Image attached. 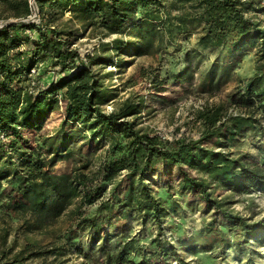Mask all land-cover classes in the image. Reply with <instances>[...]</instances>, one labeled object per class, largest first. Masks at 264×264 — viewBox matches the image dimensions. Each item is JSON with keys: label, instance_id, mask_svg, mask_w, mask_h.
<instances>
[{"label": "trees", "instance_id": "obj_1", "mask_svg": "<svg viewBox=\"0 0 264 264\" xmlns=\"http://www.w3.org/2000/svg\"><path fill=\"white\" fill-rule=\"evenodd\" d=\"M36 1L41 8L44 5L57 6L62 12H72L80 21L98 26L107 34L133 35L132 41H113L112 51L115 53L146 55L158 35L155 24L160 23L154 13L159 11L162 0ZM172 1L183 7L189 5L197 12L196 21L207 26L203 28L205 36L200 38L203 47L222 42L228 54H234L247 46H259V57L256 74L244 85L242 92L231 96L228 103L246 109L247 115L228 113L227 105L224 107L223 103L205 106L196 115L201 125L200 137L169 143L136 130L134 123L127 120L141 112L140 100L126 99L110 113L101 110L100 107L114 99L115 94H108L102 88L91 67L108 63L119 65L118 60L93 58L85 63L76 51L69 48V43L60 40L58 33L46 28L42 20L39 23L24 21L31 15L28 0H0V19L7 22L0 27V137L4 140L0 141L2 216L15 214L26 230L34 231L54 223L80 193L85 203L96 200L98 196H94V192H98V188H92L93 178L83 173L74 178L70 174L52 172L56 162L67 156L69 148L79 139L96 146L105 141L109 143V153L115 162L103 165L100 181H112L122 170L126 171L128 178L122 199L115 197L114 193L113 200L101 202L93 215L79 218L80 225L89 231L91 243L102 233L103 219L111 211L112 201L120 202L118 215L137 214L158 225L161 223L166 208L142 182L159 162L178 169L180 194L198 195L207 207L214 206L213 209H218L219 203L211 198L207 183L188 175L182 166L208 174L216 182L214 184L236 192L264 189V165H243L225 154L201 146V142L214 137L225 139V133L234 130L257 131L264 138V124L261 122L264 120V29L244 16L249 4L239 0ZM49 65L58 67L62 76L42 80ZM189 71V65L178 71L181 82L192 78ZM60 102L64 107V118L59 128L52 135H38L33 146L21 131L38 133L47 115L56 110ZM216 144L221 145V142L217 140ZM261 145L264 152V144ZM2 182L10 190L8 194L1 191ZM78 187L82 189L80 193ZM218 212L226 222L227 231L217 228L213 221L208 223L205 234L213 241H224L228 232L233 231L242 232L246 240L261 230L257 228L258 223L248 224L240 216ZM76 215L82 216L78 210L73 213ZM110 236L103 237L104 241ZM152 243L149 253L153 258L166 260L169 246L159 239ZM131 245L126 242L116 254L105 253L106 264H146L143 256L138 261L128 258L134 249ZM21 253L14 255L10 264H25V258L19 257ZM37 255L39 253H29L30 257Z\"/></svg>", "mask_w": 264, "mask_h": 264}, {"label": "rangeland", "instance_id": "obj_2", "mask_svg": "<svg viewBox=\"0 0 264 264\" xmlns=\"http://www.w3.org/2000/svg\"><path fill=\"white\" fill-rule=\"evenodd\" d=\"M239 1L249 4L244 16L264 29V0ZM35 7L37 11L32 13L29 22L42 20V24L55 30L57 37L67 41L69 48L85 63L93 58L106 60L108 57L114 62L119 61V65L108 63L91 67L102 88L108 94H115L114 99L100 108L110 113L126 99L140 100L141 112L127 118L136 130L169 143L181 139L197 140L201 125L196 115L205 106L223 103L224 107L227 105L228 113L248 114L246 109L228 103L231 96L242 92L244 85L256 74L259 46H247L234 54H228L222 42L203 47L200 38L205 36L203 28L207 26L196 21L197 12L189 5L183 7L172 0H162L159 11L154 13L160 23L155 24L158 35L153 39L149 53L142 56L112 51L113 41H132L133 35L107 34L98 26L80 21L72 12L60 11L57 6L41 8L36 1ZM5 24L7 22L0 19V26ZM188 65L192 78L181 82L178 71ZM60 76L61 70L49 65L42 80H55ZM63 118L64 107L59 103V107L47 115L38 133L25 130L21 131L22 135L34 146L38 135L54 134ZM261 122L264 124V120ZM217 140L221 145L216 144ZM0 141L4 140L0 137ZM261 144H264V138L257 131L239 130L226 132L225 139L214 137L201 142L202 147L247 166L264 165ZM108 147L106 141L96 146L79 139L69 148L70 153L52 168L54 174H70L75 178L78 173H83L93 178L92 188H98V192H94L98 198L92 203L83 202L82 189L78 187L80 194L67 211L54 223L34 231L26 230L17 215L0 214V264H10L14 255L21 252L19 257L25 258V264H106L105 253L116 254L126 242L134 248L128 258L138 261L143 256L146 264H264V189L236 192L214 184L216 182L208 174L182 166L188 175L207 183L211 198L219 203V208L213 209L214 206L207 207L198 195L180 194L178 169L166 167L161 162L142 181L166 208L161 223L158 225L137 214L118 215L120 202L112 201L111 211L103 219V231L91 243L89 231L80 225L79 218L93 215L101 202L113 200L114 193L122 199L128 186L125 170L116 173L112 181H100L103 165L115 162ZM1 191L6 194L10 191L4 182ZM76 210L82 216H73ZM218 211L240 216L248 224L258 223L257 228L261 230L246 240L242 232L233 231L228 232L224 241H213L205 234L208 223L213 221L217 228L227 231L226 222ZM108 234L111 235L109 240L104 241L103 237ZM155 239L169 246L166 251L169 256L164 261L154 259L149 253ZM25 247L28 249L24 250ZM29 253L39 255L30 257Z\"/></svg>", "mask_w": 264, "mask_h": 264}, {"label": "built area", "instance_id": "obj_3", "mask_svg": "<svg viewBox=\"0 0 264 264\" xmlns=\"http://www.w3.org/2000/svg\"><path fill=\"white\" fill-rule=\"evenodd\" d=\"M35 2H36V0H28V4H29L30 10H31V15L28 18H26L24 21H30V19L32 17V13L37 11L36 7H35ZM37 23H38V21H37ZM60 104H62V103L60 102Z\"/></svg>", "mask_w": 264, "mask_h": 264}]
</instances>
